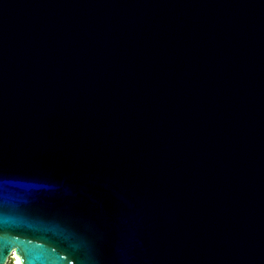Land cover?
<instances>
[{
	"label": "water",
	"instance_id": "water-1",
	"mask_svg": "<svg viewBox=\"0 0 264 264\" xmlns=\"http://www.w3.org/2000/svg\"><path fill=\"white\" fill-rule=\"evenodd\" d=\"M264 264V0H0V264Z\"/></svg>",
	"mask_w": 264,
	"mask_h": 264
},
{
	"label": "bare ground",
	"instance_id": "bare-ground-1",
	"mask_svg": "<svg viewBox=\"0 0 264 264\" xmlns=\"http://www.w3.org/2000/svg\"><path fill=\"white\" fill-rule=\"evenodd\" d=\"M12 254L14 256L13 259H15V264H20V258H19V256L15 252H13Z\"/></svg>",
	"mask_w": 264,
	"mask_h": 264
},
{
	"label": "rangeland",
	"instance_id": "rangeland-1",
	"mask_svg": "<svg viewBox=\"0 0 264 264\" xmlns=\"http://www.w3.org/2000/svg\"><path fill=\"white\" fill-rule=\"evenodd\" d=\"M13 258H14V256L12 258H10L8 264H15V259H13Z\"/></svg>",
	"mask_w": 264,
	"mask_h": 264
},
{
	"label": "built area",
	"instance_id": "built-area-1",
	"mask_svg": "<svg viewBox=\"0 0 264 264\" xmlns=\"http://www.w3.org/2000/svg\"><path fill=\"white\" fill-rule=\"evenodd\" d=\"M11 257H13V254L11 255Z\"/></svg>",
	"mask_w": 264,
	"mask_h": 264
}]
</instances>
